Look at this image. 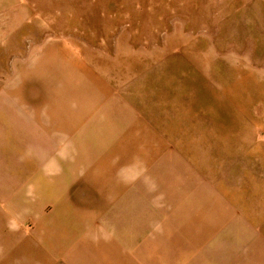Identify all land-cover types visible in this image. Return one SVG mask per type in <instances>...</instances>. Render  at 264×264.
<instances>
[{
  "label": "crops",
  "instance_id": "obj_1",
  "mask_svg": "<svg viewBox=\"0 0 264 264\" xmlns=\"http://www.w3.org/2000/svg\"><path fill=\"white\" fill-rule=\"evenodd\" d=\"M37 2L0 0V99L18 100V110H5L19 111V120L26 112L20 101L31 98L24 106L47 113L59 141L45 154V176L35 167L39 142L30 144L31 176L46 180L36 189L18 190V177L3 185L15 192L0 199V264H224L223 254L204 245L215 235L224 241L229 224L217 211L226 208L215 190L200 187L196 161L167 153L159 133L113 97L88 61L98 52L87 50L81 30L45 26L41 20L50 17L40 15ZM65 150L61 165L55 155ZM12 162L6 171L18 173V159ZM129 166L139 171L131 175ZM3 170L0 164V176ZM204 210L212 213L199 220Z\"/></svg>",
  "mask_w": 264,
  "mask_h": 264
},
{
  "label": "rangeland",
  "instance_id": "obj_2",
  "mask_svg": "<svg viewBox=\"0 0 264 264\" xmlns=\"http://www.w3.org/2000/svg\"><path fill=\"white\" fill-rule=\"evenodd\" d=\"M35 5L50 17L41 20L45 26L81 30L87 50L98 52L88 61L98 65L113 97L159 133L167 153L196 161L190 164L193 170L197 166L200 187L220 196L226 211L217 212L229 224L224 241L215 235L204 249L215 247L224 264H264V0H39ZM53 85L55 94L64 90L62 82ZM39 86L45 94L47 84ZM32 91L41 90L33 85ZM22 101L26 112L18 120L19 111L5 110L8 104L18 110V100L0 99L4 201L15 192L3 187L7 181L11 186L18 177V190L46 181L31 176V142H39L35 167L45 176L51 166L45 154L59 141L47 113L24 106L31 98ZM66 152L55 155L61 165ZM12 159H18V173L6 171ZM137 168L129 166L131 175ZM53 184L61 188V178ZM198 213L202 220L212 211Z\"/></svg>",
  "mask_w": 264,
  "mask_h": 264
}]
</instances>
